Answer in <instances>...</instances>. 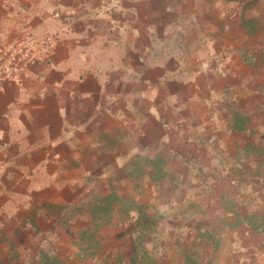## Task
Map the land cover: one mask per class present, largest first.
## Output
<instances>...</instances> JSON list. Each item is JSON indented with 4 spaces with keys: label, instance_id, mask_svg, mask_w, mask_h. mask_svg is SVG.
<instances>
[{
    "label": "crops",
    "instance_id": "obj_1",
    "mask_svg": "<svg viewBox=\"0 0 264 264\" xmlns=\"http://www.w3.org/2000/svg\"><path fill=\"white\" fill-rule=\"evenodd\" d=\"M107 7L0 0V264H264V0Z\"/></svg>",
    "mask_w": 264,
    "mask_h": 264
},
{
    "label": "built area",
    "instance_id": "obj_2",
    "mask_svg": "<svg viewBox=\"0 0 264 264\" xmlns=\"http://www.w3.org/2000/svg\"><path fill=\"white\" fill-rule=\"evenodd\" d=\"M122 0H108L107 11L117 8ZM65 29H55L41 37L26 34L8 44H0V91L8 84L21 82L31 67L47 61L56 51Z\"/></svg>",
    "mask_w": 264,
    "mask_h": 264
}]
</instances>
